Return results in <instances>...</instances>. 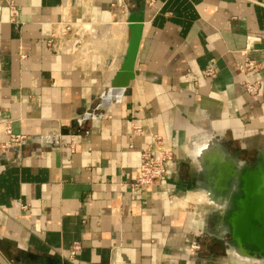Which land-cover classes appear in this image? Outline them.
I'll use <instances>...</instances> for the list:
<instances>
[{"label":"crops","instance_id":"1","mask_svg":"<svg viewBox=\"0 0 264 264\" xmlns=\"http://www.w3.org/2000/svg\"><path fill=\"white\" fill-rule=\"evenodd\" d=\"M133 36V78L111 92ZM248 37L259 70L243 77ZM4 126L24 137L0 157L4 263L237 264L221 215L235 191L222 208L207 197L204 158L245 167L264 154V0H0V141ZM153 136L173 149L171 176L135 190Z\"/></svg>","mask_w":264,"mask_h":264},{"label":"water","instance_id":"2","mask_svg":"<svg viewBox=\"0 0 264 264\" xmlns=\"http://www.w3.org/2000/svg\"><path fill=\"white\" fill-rule=\"evenodd\" d=\"M136 49L137 37L133 36L127 57L113 80L111 92L120 91L132 80ZM221 154L231 165L212 164L208 154L204 159L213 168L217 199L222 201L220 197L228 195L231 185L235 190L229 198V205L222 223L228 228L236 250L244 251L251 258H260L264 261V154L258 156L256 163L245 167H237L223 153ZM207 197L214 201L216 206L222 208V204L215 203L216 199L214 200L213 195L209 193ZM0 264L6 263L0 259Z\"/></svg>","mask_w":264,"mask_h":264},{"label":"built area","instance_id":"3","mask_svg":"<svg viewBox=\"0 0 264 264\" xmlns=\"http://www.w3.org/2000/svg\"><path fill=\"white\" fill-rule=\"evenodd\" d=\"M7 6L10 20L15 21L18 10L10 1ZM258 42V38H247L246 47L241 53L243 59L236 64L237 72L243 77L259 70V65L249 58V54L252 52V45ZM200 77L205 80H212L216 78V72L214 69L209 68L202 71ZM239 85L243 93L249 98H257L262 92V85L259 81L249 82L247 80H242ZM132 132L136 136H141L143 134L142 129L137 126L132 128ZM3 134L5 138L0 141V157L8 153L11 148L19 146L24 141V137L14 135L8 126L3 127ZM174 158L172 147L165 144L161 138L153 136L150 144L141 151L139 171L132 187L135 190H149L155 186L166 183L171 176ZM19 208L22 211H27L28 205H19ZM80 250V244L74 243L66 252L67 255L65 259L67 261L72 260ZM198 250L199 247L196 243L190 244V255L195 254Z\"/></svg>","mask_w":264,"mask_h":264},{"label":"bare ground","instance_id":"4","mask_svg":"<svg viewBox=\"0 0 264 264\" xmlns=\"http://www.w3.org/2000/svg\"><path fill=\"white\" fill-rule=\"evenodd\" d=\"M197 150V149H196ZM202 151H206V150H204V148H203V150ZM208 151V150H207ZM196 152H198V151H196ZM213 152V151H212ZM207 153V152H206ZM211 153V152H210ZM216 153V152H215ZM203 154V153H202ZM195 155H196V153H195ZM210 155V154H209ZM210 157H212V156H210ZM210 161H211V163L213 164V163H217V164H229V165H231V163H229V162H227L226 160H225V158H224V156L220 153V152H218V154L216 153V155H213V157L212 158H210ZM225 166V165H224ZM203 198H201V199H199V201H201ZM206 199H207V197H206ZM208 200V199H207ZM215 203L216 204H218V205H221L222 204V201H220L219 199H216L215 200ZM240 253L241 255H238V253ZM236 255H237V257L238 258H240V259H242V260H246V261H250V259H251V261L253 262V263H256V264H260L257 260H255V258H251V256H248L247 254H246V252H244V251H241V250H237L236 251ZM243 255V256H242Z\"/></svg>","mask_w":264,"mask_h":264},{"label":"rangeland","instance_id":"5","mask_svg":"<svg viewBox=\"0 0 264 264\" xmlns=\"http://www.w3.org/2000/svg\"><path fill=\"white\" fill-rule=\"evenodd\" d=\"M240 169V168H239ZM235 191V190H234ZM201 199V198H200ZM204 199V198H203ZM203 199L201 200V201H203ZM202 203H204V207H205V209L206 210H208V209H211L210 207L211 206H209V204H210V202L208 201V203L207 202H205V201H203ZM228 205H229V203H228ZM224 211V212H223ZM225 211L226 210H222L221 211V215H222V218L224 217V215H225ZM238 253V252H237ZM238 255H241L240 253H238ZM243 256V255H242ZM240 259V258H239ZM255 260H257L260 264L262 263V264H264V262L261 260V259H257V258H255ZM241 261H242V259H241ZM241 261H239L238 260V263L237 264H253V262L251 261V259H250V261H246V260H243L242 262Z\"/></svg>","mask_w":264,"mask_h":264},{"label":"flooded vegetation","instance_id":"6","mask_svg":"<svg viewBox=\"0 0 264 264\" xmlns=\"http://www.w3.org/2000/svg\"><path fill=\"white\" fill-rule=\"evenodd\" d=\"M257 259H260V258H257ZM262 260V259H261ZM264 262V261H263ZM253 264H256V263H253ZM262 264V263H261Z\"/></svg>","mask_w":264,"mask_h":264}]
</instances>
